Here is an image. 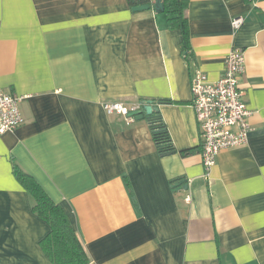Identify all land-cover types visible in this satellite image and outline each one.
I'll return each mask as SVG.
<instances>
[{"label": "crops", "instance_id": "0c3cea01", "mask_svg": "<svg viewBox=\"0 0 264 264\" xmlns=\"http://www.w3.org/2000/svg\"><path fill=\"white\" fill-rule=\"evenodd\" d=\"M132 8L0 0V87L24 96L25 116L0 133V264H53L41 247L51 226L16 164L68 213L89 264H264V0H188L184 27L165 4ZM234 47L245 50L252 130L207 172L191 80H218ZM158 99L168 155L147 119L102 105Z\"/></svg>", "mask_w": 264, "mask_h": 264}, {"label": "built area", "instance_id": "2783aa9c", "mask_svg": "<svg viewBox=\"0 0 264 264\" xmlns=\"http://www.w3.org/2000/svg\"><path fill=\"white\" fill-rule=\"evenodd\" d=\"M242 22L243 18L237 17L232 25L238 28ZM246 71L245 50L234 47L225 56L224 72L218 80H211L204 71H196L192 76L191 105L200 131L201 155L207 172L222 150L243 146L249 141L252 110L241 88ZM23 98L0 87V133L13 132L25 122L20 106ZM102 105L107 113L123 115L131 122L135 117L128 114L141 109L143 102L104 101Z\"/></svg>", "mask_w": 264, "mask_h": 264}, {"label": "trees", "instance_id": "16d2710c", "mask_svg": "<svg viewBox=\"0 0 264 264\" xmlns=\"http://www.w3.org/2000/svg\"><path fill=\"white\" fill-rule=\"evenodd\" d=\"M131 7L146 3L153 4V0H127ZM163 1V0H162ZM165 12L169 16L171 25L184 27V11L188 0H164ZM186 32V30H184ZM161 103L167 99L153 100ZM150 124L155 144L162 155H168L177 151L169 130L162 118L161 112L154 111L147 120ZM194 148L182 150L184 154L191 153ZM15 174L23 186L29 190L33 209L47 220L51 231L41 240V247L53 264H89L90 258L82 244L72 222L61 204L55 202L29 174L24 172L17 164ZM179 180V179H178ZM174 181V187L177 186Z\"/></svg>", "mask_w": 264, "mask_h": 264}, {"label": "water", "instance_id": "95a60500", "mask_svg": "<svg viewBox=\"0 0 264 264\" xmlns=\"http://www.w3.org/2000/svg\"><path fill=\"white\" fill-rule=\"evenodd\" d=\"M154 3L150 4V3H146V4H142V5H137L134 6L132 9L134 11H139V10H145V9H150L151 7H154L156 12H162L164 10V3L162 0H153ZM143 102V106L141 109L136 110V111H132L128 114V116H134L135 119L137 120H143V119H147L148 117L154 112V111H159V104L161 102H157V101H153V100H146V101H142ZM185 183V181H177L175 183V185L178 186H183L182 184ZM185 189L188 188V184H184Z\"/></svg>", "mask_w": 264, "mask_h": 264}]
</instances>
